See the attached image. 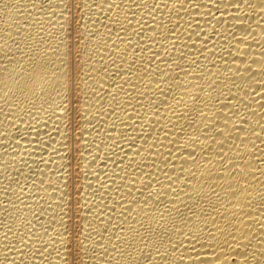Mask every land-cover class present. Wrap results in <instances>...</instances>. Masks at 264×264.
<instances>
[{"label": "bare ground", "instance_id": "1", "mask_svg": "<svg viewBox=\"0 0 264 264\" xmlns=\"http://www.w3.org/2000/svg\"><path fill=\"white\" fill-rule=\"evenodd\" d=\"M0 264H264V0H0Z\"/></svg>", "mask_w": 264, "mask_h": 264}]
</instances>
